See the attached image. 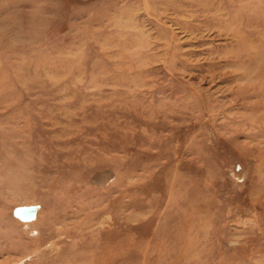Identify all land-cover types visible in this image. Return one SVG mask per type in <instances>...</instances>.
<instances>
[{"label": "rangeland", "instance_id": "rangeland-1", "mask_svg": "<svg viewBox=\"0 0 264 264\" xmlns=\"http://www.w3.org/2000/svg\"><path fill=\"white\" fill-rule=\"evenodd\" d=\"M0 264H264V0H0Z\"/></svg>", "mask_w": 264, "mask_h": 264}, {"label": "water", "instance_id": "water-1", "mask_svg": "<svg viewBox=\"0 0 264 264\" xmlns=\"http://www.w3.org/2000/svg\"><path fill=\"white\" fill-rule=\"evenodd\" d=\"M24 209H27L26 210L28 212L27 214L23 213ZM36 211H37V206L18 207L15 209V215L22 220H29L35 217Z\"/></svg>", "mask_w": 264, "mask_h": 264}, {"label": "bare ground", "instance_id": "bare-ground-1", "mask_svg": "<svg viewBox=\"0 0 264 264\" xmlns=\"http://www.w3.org/2000/svg\"><path fill=\"white\" fill-rule=\"evenodd\" d=\"M190 235H191V234H190ZM191 236H192V235H191ZM192 240H193V239H192ZM190 242H191V239H190ZM189 245H190V243H189ZM194 249H195V248H194ZM194 249H193V250H194ZM196 249H198V248H196ZM184 251H185V250H184ZM183 254H184V253H183ZM187 257H188V256H187ZM185 261H186V260H185Z\"/></svg>", "mask_w": 264, "mask_h": 264}]
</instances>
